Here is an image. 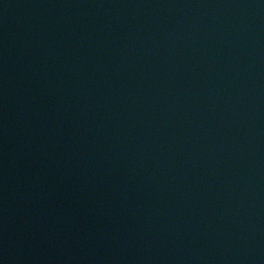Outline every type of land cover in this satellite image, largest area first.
Returning a JSON list of instances; mask_svg holds the SVG:
<instances>
[{
    "label": "water",
    "instance_id": "obj_1",
    "mask_svg": "<svg viewBox=\"0 0 264 264\" xmlns=\"http://www.w3.org/2000/svg\"><path fill=\"white\" fill-rule=\"evenodd\" d=\"M0 264H264V0H0Z\"/></svg>",
    "mask_w": 264,
    "mask_h": 264
}]
</instances>
